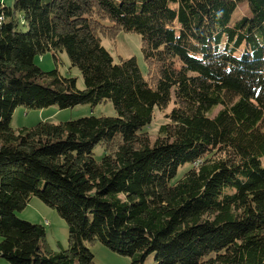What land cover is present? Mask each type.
<instances>
[{
	"label": "trees",
	"instance_id": "obj_1",
	"mask_svg": "<svg viewBox=\"0 0 264 264\" xmlns=\"http://www.w3.org/2000/svg\"><path fill=\"white\" fill-rule=\"evenodd\" d=\"M121 31L140 35L146 76L103 46ZM47 51L83 89L35 63ZM107 101L116 116L11 126L18 106ZM171 103L152 142L143 128ZM33 196L65 220V249L17 216ZM96 241L130 264H264V0L0 4V258L95 264Z\"/></svg>",
	"mask_w": 264,
	"mask_h": 264
},
{
	"label": "rangeland",
	"instance_id": "obj_2",
	"mask_svg": "<svg viewBox=\"0 0 264 264\" xmlns=\"http://www.w3.org/2000/svg\"><path fill=\"white\" fill-rule=\"evenodd\" d=\"M13 0H0V4L9 5ZM248 14L246 2H241L231 16L230 24H233L241 16ZM24 29V27L22 28ZM103 46L109 51L113 60L118 62L120 58L134 57L144 76H146L147 67L140 48V35L134 32H119L114 38L101 37ZM57 62L54 61L53 53L47 51L35 57V63L43 70L50 71L57 68L59 73L67 77H75L78 89L84 88V82L81 72L76 67H71L67 55L64 52L57 53ZM172 103L166 110L154 108L153 119L151 123L143 129L149 134L151 141L158 132V127L166 121L164 114L169 112ZM216 109L214 113L217 111ZM116 116V110L111 102L99 103L95 106L90 104H79L71 108H59L57 105H50L42 109H26L23 106L15 108L11 118V126L14 129L29 128L40 121H51L53 123L66 122L84 116ZM105 148L99 144L93 149L95 159H100L105 154ZM21 219L31 223H38L44 226L46 231V243L54 252L67 247V225L65 220L57 211L38 197L33 196L28 204L20 211L16 212ZM61 247V248H60ZM87 247L94 255L95 264H130L128 256L120 255L111 251L102 243L96 241L87 243ZM146 264H154L153 256H148ZM0 264H9L6 260L0 258Z\"/></svg>",
	"mask_w": 264,
	"mask_h": 264
}]
</instances>
